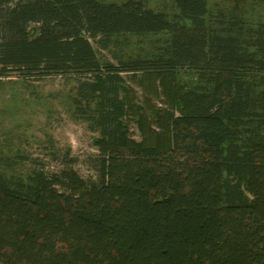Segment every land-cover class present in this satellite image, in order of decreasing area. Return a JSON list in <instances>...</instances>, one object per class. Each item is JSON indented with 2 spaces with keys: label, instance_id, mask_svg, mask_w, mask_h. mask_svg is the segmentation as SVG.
<instances>
[{
  "label": "trees",
  "instance_id": "1",
  "mask_svg": "<svg viewBox=\"0 0 264 264\" xmlns=\"http://www.w3.org/2000/svg\"><path fill=\"white\" fill-rule=\"evenodd\" d=\"M175 3L179 21L137 0H0V76L71 77L100 131L94 181L0 173V264H264V36ZM159 33L158 54L118 65L90 41Z\"/></svg>",
  "mask_w": 264,
  "mask_h": 264
},
{
  "label": "rangeland",
  "instance_id": "2",
  "mask_svg": "<svg viewBox=\"0 0 264 264\" xmlns=\"http://www.w3.org/2000/svg\"><path fill=\"white\" fill-rule=\"evenodd\" d=\"M102 1L121 4L128 0ZM137 1L153 10L164 11L172 20L179 21L175 0ZM240 1L236 8V0H207L209 22L242 34L244 40L251 35L264 36V0ZM239 20H242V28ZM235 21H238L236 25ZM168 37V33L126 34L112 38L108 47H103L98 37L90 38V41L102 63L118 65L120 60L158 54ZM121 77L125 86L134 92L135 101L142 106L147 95L138 78L127 71L122 72ZM191 78L188 72L180 75L182 82ZM76 87L77 81L71 77H24L13 71L0 76V173L26 177L40 170L52 176L72 169L84 180L96 179L95 160L99 149L94 140L100 136V131L93 115L79 111L74 99L77 98L82 109L85 103L76 95ZM158 93L156 98L150 99H155L156 106L164 108L165 99L160 86ZM144 110L150 113L147 106ZM125 122L130 136L139 141L141 133L134 117L125 118Z\"/></svg>",
  "mask_w": 264,
  "mask_h": 264
}]
</instances>
